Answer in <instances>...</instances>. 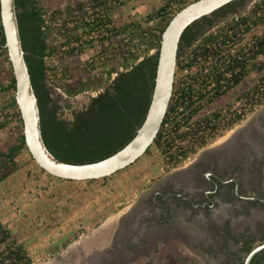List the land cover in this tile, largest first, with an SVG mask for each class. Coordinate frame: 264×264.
Listing matches in <instances>:
<instances>
[{"label":"trees","instance_id":"16d2710c","mask_svg":"<svg viewBox=\"0 0 264 264\" xmlns=\"http://www.w3.org/2000/svg\"><path fill=\"white\" fill-rule=\"evenodd\" d=\"M160 1L162 4L143 18L117 23L112 14L126 1H118L112 7L108 0H90L48 11L36 0H14L23 57L39 112L42 141L56 159L69 164L96 162L120 150L135 135L150 102L161 33L175 12L196 0ZM244 1L233 0L209 16L200 17L180 37L172 95L153 143L143 154L151 150L157 152L163 160L164 170L168 171L194 154L217 133L230 128L264 102V0L254 3L248 13L232 17L214 32L206 33L216 20L234 13ZM95 8L97 16H94ZM89 10L92 15L88 14ZM95 28L96 40L87 39ZM257 29L260 31L252 34ZM136 41L137 47H141L139 51L135 49ZM93 46H100V49L86 61L91 71L85 75L74 74L76 66L54 64V60L60 63ZM151 50L154 53L149 54ZM52 60L51 64L47 63ZM183 68L193 71L186 75L185 81L177 78ZM95 69L97 72L93 71ZM3 71L0 131L12 126L14 135L0 150V183L18 171L17 158L23 152L40 172L50 176L34 163L24 143L22 122L14 101L15 82L0 24V76ZM50 74L58 84L50 80L52 83L47 85ZM251 74L260 76L233 99V103L241 108L240 113L238 109L230 111L228 107H221L198 115ZM196 84L197 89L194 88ZM211 84L213 86L207 90ZM51 86L59 88L67 98L87 91H95V95L88 96L86 104L76 111L71 110V116L66 118L51 99ZM53 178L69 183L72 188L94 181ZM32 262L25 243L18 241L0 222V264Z\"/></svg>","mask_w":264,"mask_h":264},{"label":"flooded vegetation","instance_id":"af4514ba","mask_svg":"<svg viewBox=\"0 0 264 264\" xmlns=\"http://www.w3.org/2000/svg\"><path fill=\"white\" fill-rule=\"evenodd\" d=\"M240 123L164 171L117 223L106 260L98 263L99 250L88 264H161L167 252L178 254L181 264L182 254L193 258L190 264H244L258 247L248 264H264V111L250 131H241Z\"/></svg>","mask_w":264,"mask_h":264},{"label":"rangeland","instance_id":"374dc122","mask_svg":"<svg viewBox=\"0 0 264 264\" xmlns=\"http://www.w3.org/2000/svg\"><path fill=\"white\" fill-rule=\"evenodd\" d=\"M38 1L41 7L51 11L73 5L78 1L86 3L90 0ZM258 1L245 0L234 13L216 20L206 33L214 32L232 17L248 13ZM161 4L160 0H129L115 9L112 15L117 23L130 18H143ZM131 12L134 14L131 15ZM259 31L257 29L252 34ZM99 49L100 46L87 47L80 55L64 59L60 63L59 60H54V64L76 66L78 68L74 74L85 75L87 71H91L88 70L86 61L96 55ZM152 53L154 50L149 52ZM51 62L53 60L47 63L51 64ZM3 68L6 70L8 66L5 64ZM93 71L97 72L96 69ZM4 73L3 71L0 76L3 82H5ZM50 76L47 85L52 83L50 80L58 84L51 74ZM259 76L260 74H251L233 90L201 110L198 115L209 113L218 107H228L230 111L240 110L239 105L233 103V99L248 89ZM49 91L51 99L66 118L69 117L68 113L71 110L80 108V104L88 94L95 93V91H87L76 97L67 98L55 86H51ZM262 109L264 102L251 109L241 120L240 126L247 124ZM11 127L0 131V150L13 139ZM204 148H198L189 158L197 156ZM17 161L20 166L18 171L0 183V222L12 231L18 241L25 243L29 255L32 256V264H86L90 262L91 255H96L99 250L100 252L108 250L112 235H115V229L119 226V217L127 212L154 182L161 179L164 171H167L164 170L163 160L159 154L151 150L131 166L117 171L105 181L94 179L79 183V187L72 188L69 183L55 180L40 172L25 152L19 155ZM185 162L187 163L188 160L181 162L179 166ZM161 256L162 253L157 259L162 258ZM163 256L161 264H181L178 254L167 252L163 253ZM181 258L182 264H190L194 261L191 256L185 254H182Z\"/></svg>","mask_w":264,"mask_h":264},{"label":"water","instance_id":"95a60500","mask_svg":"<svg viewBox=\"0 0 264 264\" xmlns=\"http://www.w3.org/2000/svg\"><path fill=\"white\" fill-rule=\"evenodd\" d=\"M231 1L233 0H196L173 14L160 36L150 102L144 120L133 138L107 158L86 164H69L56 159L42 141L39 112L23 57L14 0H0L4 48L15 82L14 101L22 122L24 143L34 163L52 177L73 181L108 177L133 164L153 143L166 113L172 95L178 43L183 31L200 17L209 16ZM133 206L119 217L121 222L126 221L128 215L134 212ZM261 248L251 251L246 256L244 264H248L252 255ZM106 253L107 250L100 253L98 263L106 260Z\"/></svg>","mask_w":264,"mask_h":264},{"label":"built area","instance_id":"2783aa9c","mask_svg":"<svg viewBox=\"0 0 264 264\" xmlns=\"http://www.w3.org/2000/svg\"><path fill=\"white\" fill-rule=\"evenodd\" d=\"M127 2V1H129V0H108V5L109 6H115V5H117V2ZM95 14H94V16H97V8H95ZM88 14L89 15H92L91 14V10H89L88 11ZM134 13L133 12H131V15H133ZM96 38H97V29L95 28V29H93V30H91L90 31V33L87 35V39H94V40H96ZM141 48V47H140ZM140 48H138L137 47V41H136V46H135V49H136V51H139L140 50ZM90 61V60H89ZM181 64H182V61H181ZM176 69V68H175ZM191 72H192V69H188V68H183L179 73H178V75H177V78H180V79H182L181 81H185V79H186V75H188V74H191ZM175 74V73H174ZM51 77V76H50ZM213 86V84H211V85H209V88L207 89V90H209L211 87ZM197 87H198V85L196 84L195 85V89H197Z\"/></svg>","mask_w":264,"mask_h":264},{"label":"bare ground","instance_id":"6f19581e","mask_svg":"<svg viewBox=\"0 0 264 264\" xmlns=\"http://www.w3.org/2000/svg\"><path fill=\"white\" fill-rule=\"evenodd\" d=\"M264 111V109H262L261 110V112H263ZM253 120V119H252ZM251 124H252V121L250 120V121H248L247 122V124L245 123V125H243V126H241L240 127V129H241V131H243V132H248V131H250V129H251ZM253 128V127H252ZM236 130H239V128H237ZM252 132V131H251ZM238 132L236 131V132H233V135H235V134H237ZM236 136V135H235ZM227 137V136H226ZM236 138H237V136H236ZM226 143H229V141L228 140H226L225 141ZM224 142V143H225ZM222 143V142H221ZM220 143V144H221ZM235 144V143H234ZM227 145H229V144H227ZM232 145V144H231ZM232 148V147H231ZM231 150V149H230ZM228 152V151H227ZM92 256V255H91ZM90 256V257H91ZM94 256V255H93ZM94 258V257H93ZM98 260V259H97ZM95 263V262H94Z\"/></svg>","mask_w":264,"mask_h":264}]
</instances>
